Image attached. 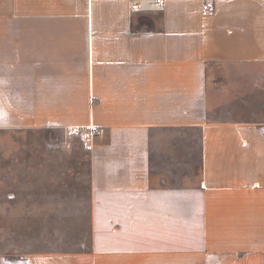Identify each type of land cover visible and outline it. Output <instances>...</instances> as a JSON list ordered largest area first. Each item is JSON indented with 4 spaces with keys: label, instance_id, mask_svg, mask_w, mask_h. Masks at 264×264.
<instances>
[{
    "label": "crops",
    "instance_id": "1",
    "mask_svg": "<svg viewBox=\"0 0 264 264\" xmlns=\"http://www.w3.org/2000/svg\"><path fill=\"white\" fill-rule=\"evenodd\" d=\"M261 62L264 0H0V136L71 139L11 179L80 234L0 264H264V117L212 120L208 77ZM173 131L194 185L158 183Z\"/></svg>",
    "mask_w": 264,
    "mask_h": 264
},
{
    "label": "rangeland",
    "instance_id": "2",
    "mask_svg": "<svg viewBox=\"0 0 264 264\" xmlns=\"http://www.w3.org/2000/svg\"><path fill=\"white\" fill-rule=\"evenodd\" d=\"M208 73L211 100H228L233 103L232 108H235L232 112H223V107L212 109V120L264 117V62L215 64L209 66ZM244 100L247 102L244 108L236 106V102ZM75 132L77 131L72 130L69 134L81 145L83 138L75 135ZM169 136L172 145L167 154L172 156L167 158L168 163L164 167L166 171L158 183L194 185L199 177L198 173H191V156H187L186 143L181 141L182 135L173 131ZM68 141L71 139L66 137L65 132L49 128L38 132H23V138L0 136V252L41 248L48 243L74 242L80 235L72 223L70 228L66 226L62 229L63 220H34L28 217L27 214L40 210L39 191L18 187L22 181L11 179L12 171H25V166L37 165L36 150L59 145L66 147L70 145ZM46 158L51 159V155ZM28 172L25 173V181H34V176ZM25 204L27 211L24 210ZM58 227H61L60 232L56 231Z\"/></svg>",
    "mask_w": 264,
    "mask_h": 264
},
{
    "label": "built area",
    "instance_id": "3",
    "mask_svg": "<svg viewBox=\"0 0 264 264\" xmlns=\"http://www.w3.org/2000/svg\"><path fill=\"white\" fill-rule=\"evenodd\" d=\"M160 5H162V0H157ZM100 128L96 126H89L87 129L84 130V140L86 144L90 147L91 143H93L96 136L99 135Z\"/></svg>",
    "mask_w": 264,
    "mask_h": 264
}]
</instances>
